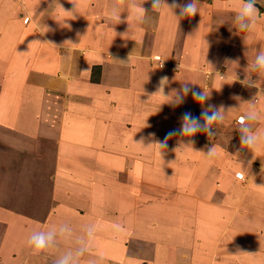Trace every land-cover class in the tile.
Returning <instances> with one entry per match:
<instances>
[{"label":"rangeland","instance_id":"obj_1","mask_svg":"<svg viewBox=\"0 0 264 264\" xmlns=\"http://www.w3.org/2000/svg\"><path fill=\"white\" fill-rule=\"evenodd\" d=\"M240 2L200 0L177 22L151 0H0V264H56L78 248L75 264H264V0L245 31ZM185 84L207 102L174 106ZM252 103L250 148L240 118ZM209 104L224 110L213 136L159 147ZM53 230L34 255L30 235ZM157 237L169 240L160 253Z\"/></svg>","mask_w":264,"mask_h":264},{"label":"clouds","instance_id":"obj_2","mask_svg":"<svg viewBox=\"0 0 264 264\" xmlns=\"http://www.w3.org/2000/svg\"><path fill=\"white\" fill-rule=\"evenodd\" d=\"M200 0H187V2H181V0H172L170 5L166 4V0H151L152 9L160 10L161 7H166L172 14V16L176 19L177 22L182 17L194 16L198 13V4ZM257 0H241L239 11L236 19L240 21L239 27L241 31H245L248 29L249 24L248 21L253 19V17L259 14V9L256 7ZM141 8V7H140ZM179 9V14H174V10ZM141 11L144 13V10L141 8ZM143 17L137 18V27H141L143 24ZM254 67L264 68V53H261L255 57ZM239 75L237 74V79ZM224 79V77H221ZM164 80H167L165 77ZM241 83H245L241 81ZM248 83H251L249 81ZM264 91V89H262ZM173 92L176 95L173 98V105L179 106L185 102V97L188 94H191L195 101H198L202 104H205L208 100V97L197 90L192 89L187 84L183 85L181 88L173 89ZM255 103L250 104L249 109L246 111L245 115L240 118V123L245 125L242 128V132L244 133L241 136V143L249 146L250 148L255 147L259 142L260 138L252 134L248 128L246 127L247 121L250 119H255ZM224 118V110L223 107H217L215 105H207V107L201 111L199 116H194L191 112H184L180 119L179 126L169 130L166 134L165 140L159 144V147L162 149L166 147L167 140L172 137H193L199 133L206 132L209 137L213 136V125L219 123ZM203 120V123H201ZM192 140L188 143L182 145L184 149L192 150ZM95 225L89 224L84 228V236L87 238H93L95 233ZM59 231L63 234L69 232L70 230L66 227H61ZM56 236V231H38L33 232L28 238V245L31 248L32 253L39 254L43 250L49 247L54 237ZM85 252L84 248H78L75 254L72 251H66L62 254L56 261V264H75V257L82 256Z\"/></svg>","mask_w":264,"mask_h":264},{"label":"crops","instance_id":"obj_3","mask_svg":"<svg viewBox=\"0 0 264 264\" xmlns=\"http://www.w3.org/2000/svg\"><path fill=\"white\" fill-rule=\"evenodd\" d=\"M57 1V0H56ZM58 1H63V0H58ZM62 5H64V2H63V4ZM99 6L100 5H96V7L97 8H99ZM88 14H89V12H88ZM92 19V21H93V18H91ZM92 21H90L91 23H92ZM75 24H77V28H79V30H80V28L81 27H84L85 28V25H83V20L81 19V21L79 20V19H76L75 21ZM105 23V24H104ZM103 23V25H105V26H103L102 28V35H103V37H102V39H108V40H110V39H112V38H114L115 37V35H117L118 34V31L119 30H122L124 27H125V25H124V23H122L119 19L118 20H113V21H110V20H107V22L105 21ZM11 26H13V24L11 25ZM10 26V29L12 28ZM110 29V30H108V33H105V29ZM9 29V30H10ZM90 29V28H89ZM101 35V36H102ZM6 36H9L10 38L9 39H11L10 40V42H12V38H13V36H11V34H10V32L8 33L7 32V34H6ZM105 36H107V38L105 37ZM7 37L5 38V39H2V40H5V41H7V40H9ZM63 40V39H62ZM12 44V43H11ZM99 52V51H98ZM66 53H68V52H66ZM95 66H100V65H95ZM11 102V101H10ZM13 104V107H14V103H12ZM11 154V153H10ZM8 156H9V152H8ZM18 159H20V158H18ZM16 186L18 185V184H15ZM11 196H13V195H11ZM212 199H213V196H212ZM256 201H257V199H256ZM197 210L198 209H196V210H193L192 211V213H194V214H196V212H197ZM167 212V211H166ZM191 213V214H192ZM165 214V213H164ZM46 214H42V216H41V218H43L42 220H45V218H46ZM148 235V234H147ZM149 237V235L147 236V238ZM159 237H157V241H158V244L159 245H156V248L157 249H159L158 250V252L160 253V248L161 247H163V246H165L166 245V243H169V240H168V238H161L160 237V239H158ZM155 241V240H154ZM155 245V243L153 244V246ZM165 247H167V246H165ZM154 248V247H153ZM162 253V252H161ZM153 254H154V252H153ZM163 255L162 254H160L159 255V258H161ZM165 258H167V257H165Z\"/></svg>","mask_w":264,"mask_h":264}]
</instances>
